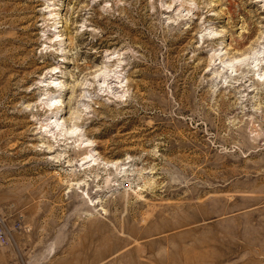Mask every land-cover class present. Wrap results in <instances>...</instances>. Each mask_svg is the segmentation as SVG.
Wrapping results in <instances>:
<instances>
[{"label": "rangeland", "instance_id": "rangeland-1", "mask_svg": "<svg viewBox=\"0 0 264 264\" xmlns=\"http://www.w3.org/2000/svg\"><path fill=\"white\" fill-rule=\"evenodd\" d=\"M0 222V264H264V0H0Z\"/></svg>", "mask_w": 264, "mask_h": 264}, {"label": "crops", "instance_id": "crops-1", "mask_svg": "<svg viewBox=\"0 0 264 264\" xmlns=\"http://www.w3.org/2000/svg\"><path fill=\"white\" fill-rule=\"evenodd\" d=\"M66 226H67L66 224L61 225L60 230H65ZM56 239H57V237H55L54 240H56ZM58 240L61 242L65 241V235L63 236L62 232H60V234L58 235ZM56 249H57V246H55L53 242L46 245L43 249L42 255L39 258H37L38 263L42 264L45 262H47V263L52 262L53 257L56 256ZM78 258H79V260L81 259L80 255H79V257H77V255L75 256L76 260ZM66 260H71V253L70 254H63L60 256V259H58V261H66Z\"/></svg>", "mask_w": 264, "mask_h": 264}, {"label": "built area", "instance_id": "built-area-1", "mask_svg": "<svg viewBox=\"0 0 264 264\" xmlns=\"http://www.w3.org/2000/svg\"><path fill=\"white\" fill-rule=\"evenodd\" d=\"M11 242V233L6 226L0 222V248L9 245Z\"/></svg>", "mask_w": 264, "mask_h": 264}]
</instances>
